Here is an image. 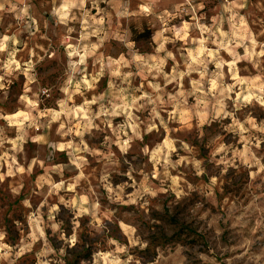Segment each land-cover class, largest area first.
I'll return each instance as SVG.
<instances>
[{
  "label": "clouds",
  "instance_id": "9594fccd",
  "mask_svg": "<svg viewBox=\"0 0 264 264\" xmlns=\"http://www.w3.org/2000/svg\"><path fill=\"white\" fill-rule=\"evenodd\" d=\"M0 264H264V0H0Z\"/></svg>",
  "mask_w": 264,
  "mask_h": 264
}]
</instances>
